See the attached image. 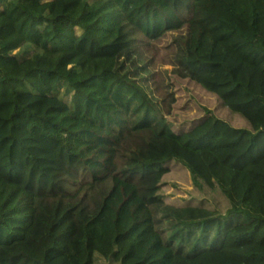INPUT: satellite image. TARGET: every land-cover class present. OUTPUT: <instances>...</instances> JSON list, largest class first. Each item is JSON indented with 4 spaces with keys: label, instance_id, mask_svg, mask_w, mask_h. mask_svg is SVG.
Masks as SVG:
<instances>
[{
    "label": "trees",
    "instance_id": "1",
    "mask_svg": "<svg viewBox=\"0 0 264 264\" xmlns=\"http://www.w3.org/2000/svg\"><path fill=\"white\" fill-rule=\"evenodd\" d=\"M0 110V264H264V0H0Z\"/></svg>",
    "mask_w": 264,
    "mask_h": 264
},
{
    "label": "rangeland",
    "instance_id": "2",
    "mask_svg": "<svg viewBox=\"0 0 264 264\" xmlns=\"http://www.w3.org/2000/svg\"><path fill=\"white\" fill-rule=\"evenodd\" d=\"M24 103H27L32 112H36L40 115H44L48 112H53L58 108H61L64 106L61 97H55L50 99H42L40 101L36 99L27 100ZM31 118L29 119V116L26 117L27 122H22L20 125V132L19 135L22 137V140L27 142L26 146L29 149H36L42 148L43 145L38 142V132L39 130L35 128V126L32 125ZM12 118L10 116V112L3 113L2 110H0V142L4 140V137H6L7 134L11 132L12 128ZM9 131V132H8ZM52 146H55L54 143H52ZM56 154L60 156V160L65 163V167H68L70 170L77 171L76 166L72 164V162L67 157H62L61 153V147H56ZM148 149L146 148V151ZM175 151L170 149L165 151L164 153H149L148 154V160H152L155 162H163L164 160H167L169 157H172L174 155ZM35 160V159H34ZM170 167V171L168 174L164 177V185L161 188L156 189V193L161 192L163 195L167 197L168 200H173L175 202L181 201L180 198H189L191 195L201 198L202 193L198 189H196L192 183L191 174L189 169L184 166L183 164H180L179 162H171L168 165ZM55 171L59 173L58 171L61 170L59 166H55ZM32 169V167H31ZM164 171H159L156 173L157 177H159L161 174H163ZM40 175H36V179L40 180ZM64 177H68L66 174ZM63 178V177H62ZM46 182L48 180V183L46 184V187L54 186V181L50 179H44ZM62 180V179H61ZM68 188L71 189L70 186ZM209 199H212L214 201H218L219 199L222 200L221 197H219L217 194H208ZM52 264H68L67 260L64 257L58 258L55 260ZM94 264H104L103 259L96 255L95 257V263Z\"/></svg>",
    "mask_w": 264,
    "mask_h": 264
}]
</instances>
